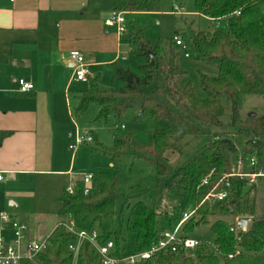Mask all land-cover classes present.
<instances>
[{"label":"trees","instance_id":"trees-1","mask_svg":"<svg viewBox=\"0 0 264 264\" xmlns=\"http://www.w3.org/2000/svg\"><path fill=\"white\" fill-rule=\"evenodd\" d=\"M161 0H114V9L122 12L158 11ZM202 15L214 19H227V29L192 33L191 50L197 59L217 66V74L199 72L204 96L195 93L191 80H185L179 89L172 86L174 75H185L176 65L173 40L168 54L153 47L135 28L121 33L136 54L145 55L147 63L139 76L115 64V80L125 88L102 90L98 79H90V87L80 98L78 111L85 110L92 102L99 107V118L111 116L120 119L125 111H132L135 121L150 122V129L142 132H122L114 135V144L107 149L112 160L125 156L139 158L153 164L164 178L178 179L180 192L196 193L197 206L182 226V237H190L197 223L207 222V215H252L255 201L250 203L248 194L255 187L246 176L233 171L230 154L238 151L236 137H246L242 154L255 157L256 165L250 171L264 170V114L239 115L242 94H264V0H195ZM239 11L237 15L235 12ZM153 54V56L150 55ZM169 55V56H167ZM168 57V58H167ZM168 59V60H167ZM222 97L230 102L229 128L234 130L214 132L222 127L224 105ZM209 135L210 140L179 164L170 162L168 153L179 151L181 142L189 136ZM94 140V137H93ZM241 159H243L241 157ZM207 184L202 182L209 176ZM117 175L112 171L93 174L90 194H84L81 184L74 193L65 189L60 198L61 215H73L80 223L102 221L116 217L115 227L103 241H115L117 256L148 250L161 236L157 218H162L173 229L169 213L159 211L158 205L137 199L124 209H117L119 192ZM135 186L131 190L135 191ZM226 190L228 198H207L209 193ZM138 197L139 194L133 195ZM212 204L210 205V203ZM183 216V214H182ZM181 220V219H180ZM179 220V221H180ZM209 222V221H208ZM236 223L218 219L212 223L215 233L213 245L200 241L192 250L180 248L177 252L163 251L143 261L144 264H264V220L253 218L245 230L237 231ZM91 229V227H90ZM135 236L132 249H128L125 234ZM76 240L74 233L59 224L47 239V247L38 255L41 264H73L75 252L70 244ZM195 255L197 262L188 253ZM232 254V257L230 255ZM83 264H100V257L89 243L80 250ZM21 264H36L23 260Z\"/></svg>","mask_w":264,"mask_h":264},{"label":"crops","instance_id":"crops-1","mask_svg":"<svg viewBox=\"0 0 264 264\" xmlns=\"http://www.w3.org/2000/svg\"><path fill=\"white\" fill-rule=\"evenodd\" d=\"M114 10V0H0V233L8 241L4 213L27 224L32 238L48 232L25 201L43 177L69 171L62 130L72 117L69 98L80 101L87 83L75 78L69 52L83 53L90 79L99 80L107 65L115 71L123 40L117 24L105 23ZM20 79L34 88L21 92Z\"/></svg>","mask_w":264,"mask_h":264},{"label":"rangeland","instance_id":"rangeland-1","mask_svg":"<svg viewBox=\"0 0 264 264\" xmlns=\"http://www.w3.org/2000/svg\"><path fill=\"white\" fill-rule=\"evenodd\" d=\"M178 7L180 12H175L174 8ZM110 15L108 16V18ZM125 29L135 28L140 34L147 39L153 47H159L163 54H168L169 48L177 36H182L188 44L189 57H186L184 51L173 44V50L176 54V65L185 72V75H174L171 84L174 88L179 89L184 79L191 80L195 93L203 97L204 93L200 85L199 72L209 75L217 74V66L206 61L197 59L192 53L191 39L192 33L199 31L212 32L216 29H227V19L222 18L219 21L208 20L205 16L199 13L196 9L195 0H161L158 11L153 12H124ZM122 58L118 60V64L133 73L143 76L144 69L142 68L147 63L145 55H138L131 45L130 41L124 39L121 45ZM169 56V55H167ZM168 58V57H167ZM168 60V59H167ZM100 89L109 90L112 88H125V84L115 80L114 68L107 65L102 70L101 78L98 80ZM90 81L84 84L83 91L88 89ZM224 105V114L221 118L222 127L214 126V132L222 130H234L229 128V118L231 113L230 102L226 97H222ZM72 117L66 115L65 126L69 130H62V133L68 138L67 153L70 156L68 160L69 171L63 176L49 175L43 177L42 185H39L33 197L26 199V209L34 212V218L44 219L47 221L48 232L43 236H39L38 240H43L51 233L56 223H68L70 217L68 215H60L62 203L60 197L63 195L66 187L73 184L79 178L88 173H97L100 171H112L117 175V187L119 199L117 201V209H124L127 214L128 206L132 205L137 199H142L148 204L158 205L159 211L169 213L170 219L175 226L182 214L191 212L197 206L196 193L180 192L177 188L178 179L171 177L164 178L158 175L152 163L131 156H125L118 161L110 158L107 149L114 144V135L122 132H142L149 130L151 125L148 121H135L132 111H125L120 119L113 116L109 118H99V107L92 102L83 111H78L80 101L74 96L69 98ZM255 113L256 116L264 114V94H242L240 98L239 115L243 121H247V116L250 113ZM72 136H69V133ZM90 134L94 137L93 142L82 146L78 152H73L69 148V143L77 135L85 136ZM209 135H200L198 137H186L180 144L179 151H171L167 155L173 164L182 163L190 155H192L201 146L210 140ZM238 141V151L230 154V162L233 171L245 172L250 171V155L242 154L245 147L246 137H236ZM242 163H238L239 159ZM110 162L113 163L110 166ZM72 177V178H71ZM250 183H254L255 187L248 194L250 203L255 201V211L252 215H245L257 219L264 220V176H259L252 182L250 177H245ZM138 189L132 191L133 187ZM139 194L138 197L133 195ZM212 202L210 203V205ZM58 209V210H57ZM241 215L228 214L222 215L213 213L207 215V222L197 223L191 237L203 241L206 244L213 245L215 233L212 231V223L218 219H224L229 223H236L237 231L243 229L237 225V220ZM76 220V230L82 229L95 230L98 235L105 236L116 225V217H108L102 221L92 223L87 221L84 224L80 223V219ZM21 221V220H20ZM209 221V222H208ZM250 222L248 223V226ZM168 229V223L159 216L157 218V229ZM245 230V229H243ZM125 246L132 249L135 236L133 234H125ZM189 256L197 262L195 255L188 253ZM75 264H83L82 258L75 256ZM136 264H144L143 261H138Z\"/></svg>","mask_w":264,"mask_h":264},{"label":"built area","instance_id":"built-area-1","mask_svg":"<svg viewBox=\"0 0 264 264\" xmlns=\"http://www.w3.org/2000/svg\"><path fill=\"white\" fill-rule=\"evenodd\" d=\"M175 12H180L178 7L174 8ZM237 11L235 14H239ZM210 19V18H209ZM214 20V19H211ZM219 21V20H216ZM124 12L114 10L110 17L105 20L106 24H117L119 32H124L126 29L124 27ZM176 46H179L186 57H189L188 52L189 46L182 38V36H177L175 38ZM69 59L74 64V76L77 80L88 82L91 77L88 63L86 62L85 56L80 50L74 49L69 52ZM20 91L27 92L34 88L33 83L27 82L23 79L19 80ZM93 142V136L87 134L85 136L77 135L71 142L70 148L73 151H77L82 146ZM238 163H242V159H239ZM250 166L254 167L256 165L255 157L250 158ZM242 175L250 177L253 182L256 177L264 176V170H260L258 173H233L232 175ZM209 176L204 178L202 185L207 184L209 181ZM4 179V174L0 171V181ZM93 174L88 173L80 177L79 180L70 184L66 187L68 193H74L78 185L81 184L83 187L84 194H90L93 191L92 187ZM228 192L226 190H217L209 193L207 198L214 197L219 200L228 198ZM193 211L183 213L182 219L176 224L173 229H165L161 232V236L157 239L148 250L142 252H134L125 254L122 256H117L115 254L116 246L115 241L110 239L108 241H103L102 237L93 229H82L80 231L76 230V220L73 215H70V220L68 223H63L66 229L75 234L76 240L70 244V249L75 252V256H79L81 247L85 243H89L91 247L97 252L100 257V264H136L138 261H145L152 256L161 253L163 251L177 252L180 248H184L186 251L194 249L200 241L193 237H182V226L189 217L192 215ZM2 220L8 223L12 230V240L8 241L6 237L0 233V264H21L23 260H31L36 264H41L38 262V255L44 251L47 247V239L38 240L30 236V228L27 224L19 222L11 217L9 213H4L2 215ZM232 257V254L230 255ZM75 264V261L74 263Z\"/></svg>","mask_w":264,"mask_h":264},{"label":"water","instance_id":"water-1","mask_svg":"<svg viewBox=\"0 0 264 264\" xmlns=\"http://www.w3.org/2000/svg\"><path fill=\"white\" fill-rule=\"evenodd\" d=\"M151 56H153L152 53H150ZM255 113H250V116H254ZM252 220V217H249V216H242V217H239L238 220H237V225L241 226L243 229H246L247 226H248V223Z\"/></svg>","mask_w":264,"mask_h":264}]
</instances>
